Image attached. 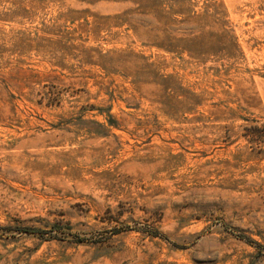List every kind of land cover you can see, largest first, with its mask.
Returning a JSON list of instances; mask_svg holds the SVG:
<instances>
[{
  "label": "rangeland",
  "instance_id": "374dc122",
  "mask_svg": "<svg viewBox=\"0 0 264 264\" xmlns=\"http://www.w3.org/2000/svg\"><path fill=\"white\" fill-rule=\"evenodd\" d=\"M0 264H264V0H0Z\"/></svg>",
  "mask_w": 264,
  "mask_h": 264
}]
</instances>
